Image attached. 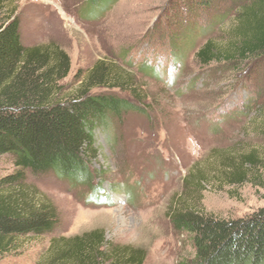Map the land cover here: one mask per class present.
<instances>
[{
  "label": "rangeland",
  "instance_id": "rangeland-1",
  "mask_svg": "<svg viewBox=\"0 0 264 264\" xmlns=\"http://www.w3.org/2000/svg\"><path fill=\"white\" fill-rule=\"evenodd\" d=\"M88 1L1 0L5 16L16 13L25 47L60 50L68 56L70 72L60 83L61 99L75 95L96 62L105 61L114 71L137 78L143 97H148L147 110L145 115L129 114L112 135L97 133L99 157L93 170L102 174L99 196L104 203L90 200L87 188L46 181L42 194L56 205L59 228L52 235L28 238L20 253L0 264H37L47 255L52 238L93 230H103L111 244L145 250L144 264L190 260L191 240L174 229L168 215L177 199V205L222 220L245 218L264 209V166L247 169L241 184L227 178L232 172L228 165L241 166L244 156L255 153L264 160V110L252 105L257 98L242 86L248 75L264 85V64L202 68L192 51L178 81L169 84L167 76L159 73L149 77L138 66L140 55L152 54L147 45L154 42L168 50L167 38L176 36L180 61L189 49L185 33L166 21V11L182 1L119 0L98 18L84 16ZM236 8L233 5V13ZM195 13L194 23H204ZM233 13L212 34L220 43L236 25ZM194 79L199 80L195 89L183 90ZM102 92L106 91L93 93ZM108 92L133 102L118 90ZM256 93L264 98L261 89ZM1 167L11 170L6 161ZM189 174L204 178L186 184Z\"/></svg>",
  "mask_w": 264,
  "mask_h": 264
},
{
  "label": "trees",
  "instance_id": "trees-1",
  "mask_svg": "<svg viewBox=\"0 0 264 264\" xmlns=\"http://www.w3.org/2000/svg\"><path fill=\"white\" fill-rule=\"evenodd\" d=\"M118 1L89 0L84 16L98 18ZM181 1L166 11V21L177 24L178 33H185L189 49L180 61L176 36L167 38L168 50L154 42L147 45L152 54L140 55L142 63L138 64L146 75L159 73L173 84L180 79L192 51L202 68L264 64V0ZM233 5H237L234 13ZM195 12L204 23H194ZM231 13L236 25L225 43H220L212 34ZM201 39H206L203 44H199ZM105 63L97 61L78 92L61 99L60 83L70 72L68 56L60 50L25 47L16 13L5 16L0 0V262L20 253L28 238L52 235L59 228V211L42 194L46 181L87 188L90 200L104 203L99 196L102 174L93 170L99 157L97 133L112 135L129 114L145 115L148 100L136 77L124 76ZM197 83L199 80H191L183 90L195 89ZM242 86L257 98L252 105L264 110V98L256 93L260 89L264 93V85L248 75ZM96 90L106 92L93 93ZM113 90L125 93L133 102L108 92ZM262 127L264 133V124ZM4 161L10 171L2 170ZM233 165H228L232 172L227 178L241 184L247 169L264 166V160L252 153L242 158L241 166ZM187 178L186 184L204 176L189 174ZM177 201L168 210L171 224L189 236L194 250L190 260L179 264H264V209L245 218L222 220L177 205ZM146 257L145 250L111 244L103 230H93L52 238L47 255L37 264H144Z\"/></svg>",
  "mask_w": 264,
  "mask_h": 264
}]
</instances>
